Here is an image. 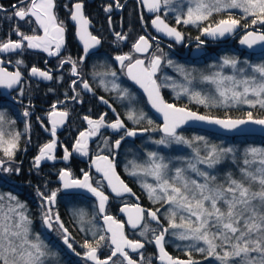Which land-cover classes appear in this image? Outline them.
<instances>
[{
  "label": "snow or ice",
  "instance_id": "snow-or-ice-1",
  "mask_svg": "<svg viewBox=\"0 0 264 264\" xmlns=\"http://www.w3.org/2000/svg\"><path fill=\"white\" fill-rule=\"evenodd\" d=\"M174 2L175 0H140L148 12L156 14L151 21L152 26L158 32L181 42L184 39L183 34L176 27L170 26L160 14L162 9L176 11L171 7ZM188 3L186 12L177 13L176 24L183 23L197 27L205 24L201 29L202 33L213 38L232 34L241 26V20L234 18L231 10L238 9L242 12L241 19L248 21L243 25L245 28L254 27L257 24L264 26V0H188ZM116 6L122 7L119 0H116ZM11 7L13 17L19 18L21 21L32 23V18H34V22L43 30V35H29L21 32L17 27L15 31L20 39H8L0 42V53L16 52L27 47L41 49L49 56H59L64 43L65 27L61 21H58L55 12L56 0H18V3ZM107 10H111V5ZM0 11H6L3 4H0ZM219 13H227L226 18L211 22L213 14ZM249 17H251L250 20ZM71 19L79 25V38L83 41L84 57L78 60H72L70 57L61 60V66L63 64L71 65V75L78 78L71 82L74 92L78 85L87 92H93L92 85L84 79L82 68L78 65H83L84 58L87 57L89 51L97 48L101 41L88 31L89 20L83 14L82 3L74 5ZM117 38L119 40L128 39L126 35L120 33H117ZM197 39L199 40V37ZM25 42L27 43L25 44ZM201 43L203 42L201 41ZM240 43L250 49L254 45L264 46V31H248ZM151 48L152 44L149 39L140 36L132 45V52L116 55L114 60L123 70V74L139 85L147 94L148 102L152 108L162 114L163 128L160 130L164 133L165 138L156 141V143L175 142L191 146V141L177 134V129L189 121L215 125L225 132L236 135H245L256 130L248 127L249 125L259 126V130L264 132V118H256L252 111H247L242 118L201 115L167 103L161 95V87L171 86L174 89H179L177 96L188 95L190 100L206 107L223 106L227 108L243 104L252 109L264 110V62L249 64L245 61L246 67L238 68L241 62L237 58L224 57L221 67H230L233 70L232 75L215 72L200 77L201 83L214 86L216 96H209L195 91L191 87L196 79L193 75L195 69L188 71L182 67L178 68L186 81L184 85L157 83L156 75L160 70L163 56L153 53L148 63H145L144 59L134 57V53H147ZM17 63H22V61H17ZM2 64L3 61H0V65ZM167 64L172 66L173 61L168 60ZM249 69H251L250 72ZM31 74L45 80L53 79L50 71H43L37 67L31 68ZM92 75L94 78H100L99 84L105 91H116L120 99H127L130 103L134 100L128 89L122 88L116 83L118 79L116 70L93 72ZM107 77L112 79L109 81ZM61 79L63 78L61 77ZM165 79L170 78L166 77ZM21 82L22 74L19 70L9 72L0 66V86L11 89ZM79 95L77 92L71 99L78 100ZM99 99L104 104H108V101L103 97ZM53 108L54 110L49 113V116L51 117V132L55 136L57 126L67 120L69 113L56 111L55 105ZM112 111L115 112V109ZM29 115L28 111H24V117ZM106 115L107 113H104L97 119L84 117L89 127L86 131L80 132L74 145L75 152L87 156L89 140L98 135L101 128L107 127L117 131L123 129L124 136L127 137L137 135L135 130L127 128L124 121L119 118V114L112 123H106ZM127 118L139 123L145 117L143 112L137 115L135 110H129ZM148 123L151 124L152 121L149 120ZM13 124L15 121L10 119L5 111L0 110V173L18 174L20 171L19 167L14 165L21 134L18 131H5V125ZM122 139L124 137L115 140L113 145L115 149L120 148ZM195 139L204 143L206 154L201 157L197 150L196 161H189L187 168L176 167L171 170V175H169V165L165 163L164 157L152 152L148 154L149 163L147 166H136L139 171L134 170L130 173L133 176L143 173L154 177L155 185L145 182L143 187L146 189L149 199L170 206L165 216L167 227L161 223V217L158 215L159 209L155 211L144 209L138 204L126 206L121 211L128 214L127 222L132 228H137L144 221L145 214L159 227V230L155 228L150 230L145 224L143 231L139 233L140 236L145 237L144 242H141L129 239L125 234L124 224L113 216L105 214L103 216L104 223L107 225L105 231L110 233V236L99 235V238L94 242L85 240L81 247L84 249L83 258L86 262H90V264H139L130 255V252L137 253L145 247V243H154L158 246V258L161 264H199L192 258L191 251L188 252V259L173 257L166 251L165 237L171 229L180 240L202 241L205 247L195 250L203 254L206 259L214 258L219 264H264V147L250 146L246 148L243 160L245 167L240 169V178H233L232 173H228L223 182H220L216 175L201 169L198 165H206L207 169H213L229 154H234L235 150L232 147L224 148L210 144L203 136H198ZM104 143L105 146H108L107 140ZM56 146L55 140L44 144L39 150V155L35 157V166L39 167L41 161L45 159L55 160ZM71 156L72 152L65 148L63 159L68 160ZM94 163L96 170L103 173L113 193L117 196L132 193L128 185L120 179L116 172V165L108 155H97ZM189 170L195 173L199 179L187 176L185 173ZM59 178L63 182V190H86L96 197L98 214L105 213L109 197L100 187L93 186L87 172L83 173V179H78L73 177L71 171L62 170L59 173ZM59 191L61 189L52 191L47 196L39 193L46 201V211L42 214V222L49 230L55 227L67 249L80 256V253L76 252L70 242L69 230L61 220L60 213L54 211L52 207L56 203ZM132 195L135 194L132 193ZM73 214L79 217V223L83 226L87 215L84 210L74 211ZM178 216L179 222H177ZM31 225L32 221L28 215L27 205L10 192L0 193V264H53L58 253L53 252L38 233H33ZM81 230H84L83 227ZM149 231L152 232L151 240L147 239ZM95 235L96 233L93 232V236ZM106 240L108 241L107 246L111 250L105 258H102L99 251L102 246L101 242ZM189 247H194V245ZM142 260L143 256L141 255Z\"/></svg>",
  "mask_w": 264,
  "mask_h": 264
},
{
  "label": "flooded vegetation",
  "instance_id": "flooded-vegetation-1",
  "mask_svg": "<svg viewBox=\"0 0 264 264\" xmlns=\"http://www.w3.org/2000/svg\"><path fill=\"white\" fill-rule=\"evenodd\" d=\"M17 3L18 0H0V4H3L6 9V11H0V42L8 39L19 40L20 36L15 31L17 27L21 32L29 35H43V30L34 22V18H32V23H27L13 17L11 6ZM76 3H82L83 5V14L89 20L88 31L101 41L97 48L89 51L87 57L84 58L83 65H78L82 68L84 79L92 85L93 92H87L79 85L74 92L71 88V82L78 78L71 75V65L63 64L61 66V60L69 57L72 60H78L84 57L83 41L79 38V25L71 19V12L74 11ZM119 3L122 7L116 6V0H56L55 12L58 21H61L65 27L64 43L59 56H49L47 52L41 49H29L27 47L16 52L0 53V61H3L0 66L6 68L9 72L19 70L22 74L21 84L14 88L3 89L0 86V110L5 111L8 117L15 121V124L5 125V127L8 128V131H18L21 134L14 165L19 167L20 171L18 174L11 173L8 179L36 187L35 192L38 197L30 196L31 200H34L32 205H29V202L26 201L28 215L32 221L34 233H38L45 243L50 245L54 252L58 253L60 258V260H57L58 264H90L83 258L84 249L81 245L85 240L94 242L99 238V235L110 236V233L105 231L107 227L103 220L105 214L113 216L124 224V231L129 239L144 242L145 237L140 236L139 233L143 231L145 224L148 225L150 230L154 228L159 230L156 222L151 221L147 214H145L144 221L137 228H132L127 222L128 214L121 211L126 206L130 207L138 204L144 209L153 211L159 209L158 215L161 217V223L167 227L165 216L170 206L149 199L147 191L143 187L147 180L140 175L133 176L130 174L134 171L133 161L136 159L128 155L129 151L140 146L144 137L161 133L162 122L151 110L143 92L123 74V70L115 62L114 57L132 52V45L136 40L140 36H145L151 42L152 48L147 53H134V57L144 59L145 63H148L153 53L163 56L160 70L156 75L157 82L160 84L167 83L171 85L175 83L184 85L186 81L178 68L182 67L190 71L191 67H197L193 68L196 70L193 73L196 79L191 87L193 90L201 92L204 84L200 82V77L204 73L203 69L201 70L199 67L212 57L217 47L225 46L241 51L244 55L251 54L237 48L239 38L244 32L238 33L230 40L213 42L206 39L203 33L200 37L199 34L191 32L189 29L191 25L183 23L177 25V14L162 9L160 14L184 36L183 41L177 42L173 38L162 36L153 29L151 21L156 14L148 12L145 6L140 3V0H119ZM109 5H111L110 11L107 10ZM241 28L245 27L241 24ZM117 33L126 35L128 39L119 40ZM197 37H199V40ZM202 48L205 49L202 54L192 55V53L202 51ZM168 60L173 61L172 66L167 64ZM17 61H22V63L18 64ZM32 67L50 71L53 79L45 80L39 76H33L31 74ZM109 69L116 70L118 76L116 83L122 88L128 89L133 95L134 100L131 103L127 99H120L116 91H105L99 84L100 78H94L92 75L93 72H105ZM166 77L170 79L166 80ZM107 79L110 81L112 78L107 77ZM21 90L23 91L22 95ZM178 90L171 86L161 87L162 95L168 103L194 109L189 105V101L192 100L188 95L181 94L177 96ZM77 92L80 94L78 100L71 99ZM100 97L107 100L108 104H104L99 99ZM54 105L56 111H67L69 113L67 120L62 125L57 126L55 136L51 132L52 125L49 116V113L54 110ZM112 109H115V112ZM129 110H135L137 115L143 112L145 118L140 120L139 123H135L127 118ZM24 111H28L30 115L24 117ZM104 113H107L105 116L106 123L114 122L117 114H119V118L124 121L128 129L136 132L147 130L144 134L127 137L124 136L123 129L117 131L107 127L101 128L98 135L90 138L87 156L75 152L74 145L80 132L86 131L89 127L84 117L97 119ZM149 120L152 121L151 124L148 123ZM121 137H124L121 140V146L119 149H115L113 147L114 142L121 139ZM53 140L56 141L57 145L54 153L56 159L42 160L39 167H36L35 157L39 155L40 148ZM105 140H107L108 146H105ZM65 148L72 152V156L68 160L63 159ZM97 155H108L114 161L120 179L128 185L135 195L124 193L117 196L112 192L103 173L96 170L94 161ZM144 160V158H140L139 162ZM29 165L33 166L35 173L30 172ZM62 170L71 171L73 177L78 179H83V173L87 172L91 177L93 186L100 187L105 195L109 197L105 213L98 214V200L86 190H63V182L59 178V173ZM51 181H53V190L48 188ZM39 187L43 191L40 192ZM57 189H61V191L57 194L55 205H52L53 210L60 213L61 220L69 230L70 242L76 252L80 253V256L67 249L55 227L49 230L42 222V214L46 211V201L39 193L47 196ZM45 191L46 193H44ZM25 194L30 195V191L27 190ZM81 209L87 214L83 226L79 223V217L73 214L74 211ZM177 222H179V216ZM82 227L83 231L81 230ZM93 232L96 233L95 236H93ZM147 239H152L151 231L147 233ZM107 244V240L101 242L99 255L102 258L110 253L111 249ZM189 246L184 241H179L171 229L165 237V248L170 255L180 259H188V252L191 251L192 258L198 261L199 264H204L203 254L196 251V248ZM130 255L139 264H149V262L150 264H161L158 258L159 249L154 243H145L143 249L137 253L130 252ZM141 255L143 256L142 261Z\"/></svg>",
  "mask_w": 264,
  "mask_h": 264
},
{
  "label": "trees",
  "instance_id": "trees-1",
  "mask_svg": "<svg viewBox=\"0 0 264 264\" xmlns=\"http://www.w3.org/2000/svg\"><path fill=\"white\" fill-rule=\"evenodd\" d=\"M185 12L184 10H182V13ZM232 15L234 18L236 19H240L241 20V24L242 26L247 23L248 21L241 19L242 17V12L241 11H231ZM227 13H219V14H213V16L211 17V22H215L221 18H226ZM249 20L251 19V17L248 18ZM207 23V22H205ZM205 24H202L200 27H197L195 25H191L189 27L191 32L197 33L200 35V37H202V27H204ZM250 28H259L261 30H264V26H261L259 24L255 25L254 27H250ZM237 43V42H236ZM214 47V46H213ZM212 47V48H213ZM224 48H226L225 46L223 47H217L215 53L216 54H221L224 52ZM238 54L237 56L242 57L244 56V53H242L241 51H237ZM264 56V52L261 53H257V54H249V58H257V57H261ZM189 105L190 107L194 108L195 110L204 113V114H209V115H215V116H230V117H243L245 115V113L247 111H252L253 115L255 117L258 118H264V110H260L259 108L256 109H252L247 105H234L231 107H223V106H209L206 107L205 105L202 104H198L196 102L193 101H189ZM193 130L196 131H201L204 132L206 134H211L214 137H218V138H224L225 141L228 142H219V144H216L217 146L220 147H224V148H228V147H232L235 151L234 154H229L225 159L222 160V162L218 165H216L215 168L211 169L212 170V174L214 173L218 180L220 182H223L224 178L226 177V175L228 173H232L233 178H240V169L242 167H245V165L243 164V160H244V150L250 146H254V147H264V136L262 135H234V136H223L220 134H216L213 132H209V131H204V130H199V129H182L179 132H177V134H184L186 137L189 138V140L192 142L191 146H188L186 149L184 148H177L175 151H173V153H183L186 155L190 154V151H194V150H199L200 156L203 157L206 154V150L204 147V143L202 141H197L195 138L198 137V135L193 132ZM228 143H231L228 144ZM172 150V148H170V151ZM191 156V154H190ZM30 168V172L31 173H35L36 171L34 170L32 165H29ZM11 176V174L9 173H0V190L3 191H11L13 193H15L16 195H19V197L23 200V201H27L29 202V205H32L34 200H31L30 196H37L38 194L35 192L36 187L32 186V185H28V184H24L22 182H13L10 181L8 178ZM48 188H51V190H53V181L50 182V185ZM29 190L30 191V195H26L25 192ZM40 192L43 191L41 189V187H39ZM46 193V191L44 192ZM213 259L214 261H216L214 258L212 257H208Z\"/></svg>",
  "mask_w": 264,
  "mask_h": 264
},
{
  "label": "rangeland",
  "instance_id": "rangeland-1",
  "mask_svg": "<svg viewBox=\"0 0 264 264\" xmlns=\"http://www.w3.org/2000/svg\"><path fill=\"white\" fill-rule=\"evenodd\" d=\"M189 6L188 0H175V2L173 3V5L171 6L173 9H175L176 11H171V10H167L169 12L174 13L175 15L179 12L182 14V10H184L186 12L187 7ZM231 11H240L238 9L236 10H231ZM238 52L236 50H233L232 48H224V52L221 54H216L213 53L212 57L207 59L203 65L201 67H199V69H203V75H210L212 73L215 72H222L224 75H232L233 74V70L230 67H221L222 65V61L224 57H234L237 58L241 63L238 65V68L240 67H246V65L244 64L245 61H247L249 64H257V63H261L264 62V56L261 57H257V58H249V55H244L242 57L237 56ZM193 68H197V67H191L190 70H192ZM249 72L251 71V69L248 70ZM204 86L201 89V93L204 95H209V96H216L215 93V89L214 86H212L211 84L208 83H203ZM5 131H8V128L5 127ZM179 132V131H178ZM193 132H195L198 136H203L207 139V141L210 144H219V142H228L225 141L224 138H216L211 134H206L204 132L201 131H196L193 130ZM183 136L186 140H189L188 137H186L184 134H178ZM162 138H165L163 134L159 133V134H153V135H149L143 138L141 144L139 147H137V149H132L131 151H129L128 155L129 156H133L136 160L133 161V169L136 171H139V169L136 166H147V164L149 163V153L155 152L158 154V156H162L164 157V161L165 163H168L169 165V175H171V170H174L176 167H184L187 168V164L189 161L191 162H195L196 161V150L194 151H190L189 155L183 154V153H173V151H175L177 148H184L186 149L189 145L188 144H183V143H175V142H168L165 144H158L156 143V141L161 140ZM190 141V140H189ZM231 145V143H228ZM170 148H172V150L170 151ZM131 153V154H130ZM140 158H144L145 160L142 162H139ZM198 167H200L201 169L204 170H208L212 173L211 169H207L206 165H198ZM216 173V172H214ZM213 173V175H215ZM187 176H190L193 179H199L195 173H192L190 170L187 171L185 173ZM140 176H142L143 178H145L147 180L148 184H153L155 185V179L154 177L150 176V175H144L143 173L139 174ZM12 193L13 195L17 196L20 201L24 202L26 205H28L25 201H23L19 195H16L15 193L11 192V191H3L0 190V193ZM32 227V231H33V226ZM34 233V231H33ZM176 236V235H175ZM176 238L178 239V237L176 236ZM179 241H184L185 243H187L188 245L192 246L194 245V248H199V247H205V245L203 244L202 241H193V240H180ZM50 247V245H49ZM50 249L52 250V248L50 247ZM53 251V250H52ZM54 252V251H53ZM203 258L205 260L204 264H219L218 261H214L211 258H205V256L203 255ZM57 260H60L59 256H57L53 262V264H58Z\"/></svg>",
  "mask_w": 264,
  "mask_h": 264
},
{
  "label": "water",
  "instance_id": "water-1",
  "mask_svg": "<svg viewBox=\"0 0 264 264\" xmlns=\"http://www.w3.org/2000/svg\"><path fill=\"white\" fill-rule=\"evenodd\" d=\"M146 8V7H145ZM147 10V8H146ZM153 14V13H152ZM167 22V21H166ZM168 23V22H167ZM169 24V23H168ZM170 25V24H169ZM172 26V25H170ZM153 27V26H152ZM174 27V26H173ZM79 29V28H78ZM153 29L158 32L154 27ZM178 30V29H177ZM179 31V30H178ZM248 31H264V30H261L259 28H241L238 27L236 29V31L232 34H227L225 35L224 37H218V38H213L211 36H207L205 34H203V36L206 38V39H209L213 42H220V41H226V40H230L232 37H235L238 33H241V32H244L241 37L239 38V43H238V50H244L246 53H252V54H257V53H261V52H264V46L262 45H254L253 48H248L246 45H242L240 43V40L243 38V36L248 32ZM159 34H161L162 36L164 37H169L167 35H165L164 33H161V32H158ZM169 38H172V37H169ZM205 51L204 48H202V51H198V52H195V53H192L193 56H196V55H199V54H202L203 52ZM132 81V80H131ZM134 84L135 82L132 81ZM158 83V82H157ZM142 92L143 94L146 96L147 98V94L144 93L143 89H141L139 87V85L135 84ZM2 87V86H1ZM3 89H6L4 87H2ZM161 95H162V92H161ZM163 96V95H162ZM164 98V97H163ZM165 100V99H164ZM148 101V99H147ZM166 101V100H165ZM167 102V101H166ZM149 103V102H148ZM168 103V102H167ZM149 106L151 108V110L154 112V114L159 118V120L162 122L161 124V129L163 128V116L161 113H158L154 108H152L151 104L149 103ZM177 107H182V108H186L190 111H193V112H197L198 114H201V115H209V114H204V113H201L197 110H194V109H191V108H187V107H184V106H178L176 105ZM210 116H213V117H219V118H225L224 116H215V115H210ZM232 118H242V117H232ZM258 118V117H256ZM248 127L250 128H253V129H256L254 132H251V133H248V134H245V135H262L264 136V132H261L259 130V126H256V125H249ZM199 129V130H204V131H209V132H213V133H216V134H220V135H223V136H234L236 134H233V133H228V132H225L223 130H221L218 126H215V125H208L206 123H203V122H193V121H189L188 123L182 125L180 128L177 129V132L180 130V129ZM161 131V130H160ZM146 131L145 130H140V131H137V135H141V134H144ZM162 134H164L162 131H161ZM69 191H75V190H69ZM69 250V249H68ZM71 252V250H69Z\"/></svg>",
  "mask_w": 264,
  "mask_h": 264
}]
</instances>
